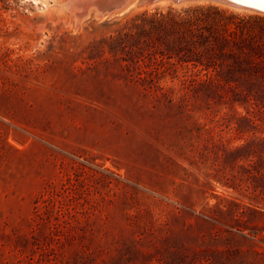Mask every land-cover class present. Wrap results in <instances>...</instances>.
I'll use <instances>...</instances> for the list:
<instances>
[{"label": "rangeland", "instance_id": "rangeland-1", "mask_svg": "<svg viewBox=\"0 0 264 264\" xmlns=\"http://www.w3.org/2000/svg\"><path fill=\"white\" fill-rule=\"evenodd\" d=\"M74 1L0 0V264H264V103L155 96L121 50L143 11L256 12Z\"/></svg>", "mask_w": 264, "mask_h": 264}, {"label": "trees", "instance_id": "trees-1", "mask_svg": "<svg viewBox=\"0 0 264 264\" xmlns=\"http://www.w3.org/2000/svg\"><path fill=\"white\" fill-rule=\"evenodd\" d=\"M131 20L135 30L119 47L128 55L126 73L147 92L264 103L263 14L195 3Z\"/></svg>", "mask_w": 264, "mask_h": 264}, {"label": "water", "instance_id": "water-1", "mask_svg": "<svg viewBox=\"0 0 264 264\" xmlns=\"http://www.w3.org/2000/svg\"><path fill=\"white\" fill-rule=\"evenodd\" d=\"M121 0H95L98 8L100 10H102L101 12L103 14L107 13V12H113L114 9H112L115 5H118L120 3ZM134 0H127V2L125 3L124 6L129 5L131 2H133ZM158 1L161 0H138V2L140 4H148V5H152ZM174 2H184L187 0H173ZM212 1H217L229 6H233V7H238V8H242V9H246V10H250V11H254L256 13L259 14H263L264 15V8H262L260 6V4L254 3V2H247V3H243V2H239V0H212ZM103 10H110V11H103ZM86 13V12H84ZM84 18V17H83ZM81 20V19H80Z\"/></svg>", "mask_w": 264, "mask_h": 264}, {"label": "bare ground", "instance_id": "bare-ground-1", "mask_svg": "<svg viewBox=\"0 0 264 264\" xmlns=\"http://www.w3.org/2000/svg\"><path fill=\"white\" fill-rule=\"evenodd\" d=\"M36 1H39V0H36ZM72 2L74 1V0H71ZM136 1V0H135ZM162 2H166L167 3V1L168 0H161ZM127 2V0H121L120 1V3L118 4V5H115L112 9H114L113 10V12H107V13H105V14H103L101 11L102 10H100L99 8H98V6H97V4H96V2H95V0H75L74 1V3L77 5V6H79V10H78V8H73L74 10H75V12L77 11L79 14H80V16H84V15H86V14H88V13H90L89 11H90V9L92 8V7H95V9L97 10V13L95 12V14H98V16L99 15H106V14H110V13H114V12H123V11H126V10H128L131 6L133 7V5H134V3L132 2V3H130L129 5H130V7H129V5H127V6H124L125 5V3ZM158 2H160V1H158ZM249 2H254V3H257V4H259L258 2H257V0H249ZM69 3V2H68ZM73 3V4H74ZM161 3V2H160ZM70 4V3H69ZM68 4V5H69ZM163 4V3H162ZM139 5V4H138ZM72 8V7H71ZM235 8V7H234ZM241 9V8H240ZM103 11H110V10H103ZM84 12H86V13H84ZM77 13V14H78ZM78 14V15H79ZM77 15V16H78ZM85 17V16H84Z\"/></svg>", "mask_w": 264, "mask_h": 264}, {"label": "snow or ice", "instance_id": "snow-or-ice-1", "mask_svg": "<svg viewBox=\"0 0 264 264\" xmlns=\"http://www.w3.org/2000/svg\"><path fill=\"white\" fill-rule=\"evenodd\" d=\"M239 2L247 3L249 0H239ZM262 8H264V0H257Z\"/></svg>", "mask_w": 264, "mask_h": 264}]
</instances>
